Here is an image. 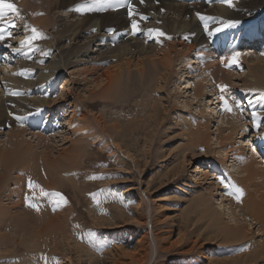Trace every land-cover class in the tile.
Instances as JSON below:
<instances>
[{
  "label": "bare ground",
  "instance_id": "bare-ground-1",
  "mask_svg": "<svg viewBox=\"0 0 264 264\" xmlns=\"http://www.w3.org/2000/svg\"><path fill=\"white\" fill-rule=\"evenodd\" d=\"M129 2L133 8L132 17H129L128 15V5L124 8L110 7L101 11L99 10L102 6L101 1L98 3L96 0H89L88 3H85L84 0H59L60 5H68V10L71 14H73V16L78 14L81 17L80 21L72 25L68 24L67 29H69V31L65 32V34H67H61L64 41H74L79 34L87 32L88 30L94 32H96V30H104L108 33H114L112 35L115 36H109L107 38L108 40L113 39L114 41H118L119 37H127L124 41L122 40L125 44L124 48L115 47L112 49L114 52L105 50L101 53L99 58L102 60V63H93L90 69L86 67L85 70H80V74H83L86 71H97L92 74L95 75L92 76L93 78H91V81L88 83H93V87L91 89H88V87L86 88L87 95L84 93L83 96H78V94L72 92V89L67 91L64 90L66 92H63L62 96H64V94L65 96L61 97V99H65L66 96L75 94L77 98L75 101L82 105L81 113L83 114L80 116L79 120L75 122V130H71V132L68 131L66 135H61L62 140L65 141V143H72L71 147L73 148L71 151L69 149H63V151H58L56 156L53 157V152L50 150L52 147L49 148L47 145H44L45 143H42L43 145L41 144L42 140L44 141V136L42 134L40 135V133H34L32 131V123L29 121L30 116L34 115L36 107H45L47 109L46 113H49V105L53 106V103L51 104V102H54V99H50L47 93L51 87L54 88L56 85L53 82L54 77L59 75H61V77L62 75L65 77L68 76L66 73L67 70L62 67V59H58L59 51L57 50V53H55L56 60H54V64H52L53 70L52 68L51 70L49 68L46 70L41 69L42 71L39 80L36 81L37 83L34 82L37 85H40L36 87V90L32 89L29 84V81H31L30 76L35 72L33 70L34 66L30 65V49L26 48L21 50L18 56L13 55L17 59L14 67L11 69L14 72L11 71L9 80L3 79V82H7V85L9 86L8 88L12 91V94L0 97V141H2L1 137H4V139L6 137V141L4 140L0 143V239H10L11 236L9 234L1 233L5 231V229H12L15 225H20L22 228L19 229L22 232L25 230V232L28 231L32 235L31 238H38L39 234L43 231V229H40L39 224H43L45 222L43 227H54V221L61 222L64 220L66 222L69 220V206H67V208H57L56 205H58V202L52 201V198H49L48 195L45 197V199L48 197V201H46V203L44 201H37L38 198L36 199L35 197L37 195L36 193L43 195V193H46L48 189L57 187V184H61L63 179H67L68 183L71 185L74 184L72 179H70L71 172L80 160L83 159V155L88 148L87 144L90 143L88 142L85 143V145H82L80 144L81 141L84 143V140L87 138V140L98 144L100 148L108 150L110 154L117 152L116 154L122 153L128 157L134 156L133 152H130V145H127V147L122 150L119 143L122 135L124 133L126 135L128 130L131 128H128L125 132V129H122V126L115 121L106 125L102 115L100 113L98 114L93 112V108L97 105V102H93V98L99 97L109 103L113 104L114 102L122 105L121 103L125 102L129 96L138 92L140 93L141 89L144 87L148 88L151 86L150 90L141 102V111H146L147 109L151 111V114L149 115V122L150 124H153L158 120L157 115L164 117L165 115L170 114L168 105L164 103L163 97H166L164 95V90L167 86H171V74L173 75L172 71L174 67L176 68L175 65L182 62V58L180 57H183L187 51L193 52L196 50L198 53L199 51L202 52L203 48H206V46H214L217 44V38H219L222 42L227 41L226 39H234L236 34H232V30L236 33L238 29L236 31L235 29L240 28L242 22H239L238 20L241 18L247 19V21H254L256 17L264 16V0H230V2L229 0H193L191 3H186L184 0H143V2H141V0H129ZM20 4L21 5H19V7H21L22 10L18 9L19 14L26 15L32 27H39L37 33H39L40 39H36V41L33 40L32 42H35L37 45L42 44L44 48L47 49L45 52L50 54L51 51L55 49L53 35L50 34L51 32L46 33L49 26L53 23V18L50 12L47 10L46 6L39 4L37 7L41 13L38 16H35L32 13V16L30 17L28 10L31 12L32 8L36 6L35 0H20ZM77 7H81L82 9L92 7L94 10L90 12L77 11ZM159 13H171L172 15H175L168 18L172 20L173 24L167 25L164 19H157L159 16L155 17V15H158ZM198 13L199 15H197ZM10 14L12 13L9 12L4 17V20L0 21V30H2L0 31V35H4L5 37V39L0 40V52L5 50V47L8 45L7 40H9V32L5 26L8 25V22L11 20ZM13 16L17 15L13 13ZM145 16L147 19H142V17ZM201 17H204V19H201ZM132 20L137 21L140 29L145 22L150 20L153 22L155 21L157 25L154 29H158L166 35L157 38L155 33H153L150 37L148 30L153 28L148 27L143 36L147 41H153V43L149 45H141V43L139 44L136 42L134 45H131L130 43L132 39H136L135 37H137V35L142 34V30L133 34ZM5 21H7V23H5ZM205 24L208 25L209 31H213L214 34L212 36H209L208 32L205 30ZM216 28H220L221 31L215 32ZM260 28L264 31V22L259 24L256 30ZM253 33L254 32L248 33L249 38L254 37ZM262 35L264 40V32H262ZM167 37H171V39H168ZM87 40L89 41L86 44H83L78 50L80 54L79 58L82 55L88 56V53H91V47H93L96 42L93 37L91 39L88 38ZM157 40H159V42H157ZM179 40H182V42L187 40V42L179 43ZM214 40L216 41L213 42ZM246 40L247 38L245 37L242 41ZM176 42L181 46V49H179L177 53L175 52L173 54L172 48ZM209 42L211 44H209ZM140 45V49H137ZM70 46H75V50L78 49L77 44L72 43H69L64 49L70 51ZM218 46L219 44L216 45V47ZM244 50L240 51L237 46H233L230 48L231 52L227 51L229 52L227 55L224 54V56L218 57L216 56L217 53L210 48L208 49L209 53L206 55V60H200L198 62L196 61L198 60L197 57L194 58L193 55L188 54L187 60H189V64L199 63L200 68H202L203 71L198 73V75L196 73H192L188 70L189 68H185L186 62L183 61L180 67L182 69L179 68L177 72L180 74L181 79L184 78V81L181 83L179 82L180 85H178L177 88H173L175 92L178 90L177 92H179L180 95H183L184 99L186 98L185 103L181 104L184 108L187 105L190 106L191 103H196L199 98L203 96V100L200 98L204 101L202 103L203 110L200 112L199 117L195 121V129L185 135V139H187L190 143L186 146V148L188 149L192 147L196 150V148L200 149L204 144L205 147H207L206 150H208L209 145L207 143L212 138V142H210V144H213L214 146V148H212L213 154L217 152L219 155H223L222 160L227 166L224 167L225 165H222V170L225 169V173L233 172L235 174L234 176H239L235 178L236 181H238L237 186L234 182L231 183V185L242 189V194L235 193V196H232L229 200L227 199V195L222 193L221 199L214 205L209 203L207 195L200 194L199 191L193 190L192 193L188 194L189 197L184 199L185 206L189 207L194 197L193 194L199 196L196 202V207H199L201 213H194V221L192 217L190 218L191 220H189L188 224L193 226L191 229H189V225L187 223V225L183 224L182 226L185 231L189 229L191 234L201 236L200 240H203L202 242L204 243L202 244L204 245L202 247L220 241L222 244L226 243L229 246L230 244L233 246H239V249L242 250V253L229 256L228 260L221 257L217 260H213L211 257L212 261L210 260L209 264H264V167L263 165L259 166L256 160L251 161L250 156L242 154L241 147L235 148V146V149H233L234 152L231 150L233 147L230 149V146L237 145L245 140L243 136L245 134L244 130H246V127H244L243 124L239 126L240 121H238V119H241L239 116V108L233 107V103L231 105V100H229L228 104L231 107V111H228L225 108L220 111L223 106L222 104H224L225 96L232 88L230 84L233 83V81L235 82L234 79L237 78L235 76L233 79L231 78L233 76V71H226L225 76H223L224 72L220 66L225 63L224 59H230L236 53H239V56H237L236 59L241 62H247L250 65L248 68H251L248 71L250 74H242L238 76L239 81L243 80L242 84L244 87L243 85L242 87L248 88L249 91H246L245 89L240 93L242 95L238 98L237 104H243L246 102L248 106H250L251 111L258 109V107L261 106V99L259 98L260 93L259 91L255 92L254 88L258 82H261L262 84L264 83V52H248V50ZM72 53L74 54V52ZM212 53L215 55H212ZM39 56L41 55L39 54ZM175 58H177L178 62H176ZM183 58H185V56ZM42 60H44V58L40 57L39 62L36 63L37 66ZM230 60H227V62ZM234 63L238 64L237 61ZM25 68H30V70H26L25 74L23 73L22 75L15 73L16 71L21 69L24 70ZM2 71L3 66H0V73ZM250 75L257 81L249 79ZM186 77L189 78L186 79ZM194 77H198L200 81L195 83L196 81L194 82L193 80ZM67 80L69 81V78L66 79V81ZM18 81L23 82L24 87L17 88L15 84ZM149 83H151V85ZM63 84L68 85L67 82H64ZM148 84L149 86H147ZM221 85L226 87L222 90L220 87ZM242 87L241 89H243ZM68 88L69 87H67V89ZM10 91L8 92L10 93ZM187 91H190L189 96L187 94L184 95ZM202 93L204 95H202ZM177 95L179 96V94ZM221 97H223L224 100H222ZM84 98H88L87 101L89 102L83 101ZM75 101L73 100L74 103L70 109V113L73 114L77 109V106L74 105L76 104ZM250 101L251 103H249ZM41 111H43V109H41L40 112ZM17 117L20 119H17ZM209 118L211 121L216 123V132L227 131V129L223 128V125H229V131L223 135H221V133L218 135L216 134L215 136L212 134L210 138L209 133L206 131L209 128V125H207L208 123H206ZM163 119L164 118H161V120ZM70 121H72V119L69 120V123ZM237 127H240L239 130ZM4 128H8V130ZM1 131H4V133L1 134ZM74 132L78 133L76 138L72 136L74 135ZM26 135H30L28 136L29 138L26 137ZM234 135H238V137ZM113 136H115L114 139H112ZM237 138L239 141H235ZM53 139V137L46 138L47 141ZM8 140L10 141L9 144L7 143ZM154 142L155 141H152L149 144V150ZM227 142H230L231 144H227ZM145 144V146H147V143ZM40 145L44 146V148L39 154L37 146ZM191 153L195 152L193 151ZM205 153L200 154L199 157L205 156ZM183 154H181L180 157L173 156L172 159L176 162L172 164L170 162L172 159L170 158L171 154H169V152L166 154H160L162 156L160 158L165 157L164 159L166 163H169L168 166H165L167 168L165 174H163L165 179L169 178L172 180L176 177L175 175L180 172L182 164L185 163V160H183L185 155ZM197 157L198 156H195L194 158L197 159ZM180 161H182L181 164L179 163ZM145 163L146 161H144V164ZM190 163L191 160L188 161V164ZM190 167L194 168L191 172L196 171L195 166L190 164ZM64 176L65 178H63ZM29 178L34 184L31 189L28 187ZM187 186L190 188V183H188ZM210 186L211 187L208 189H215V187H212L211 184ZM234 187H232V189ZM210 190L209 193L211 192ZM237 195H240L241 200L235 201L234 198H236ZM26 196L28 197L27 201L25 199ZM29 196L30 198H34L29 200ZM41 198H43V196ZM239 203L241 206H239ZM31 204H35L37 207L34 208L30 206ZM48 208L54 210L53 214L55 216L46 217V214L49 211ZM136 209V212L141 214L138 211L139 204L136 206ZM223 209L227 210L226 214L228 216V220L226 222L223 221L221 217V215L224 214ZM43 211L44 214H40ZM61 212L64 213L61 214ZM122 218L126 222H124V224L116 225L115 228L123 225H131V223L137 222V220L139 221V219L134 218V215L130 218H126L123 213ZM168 218L170 217L168 216ZM200 218H205L210 226L205 227L204 225H199L198 219ZM251 221L256 223L257 227L255 230H257L261 237H263V239L259 240L257 243L250 242V238H248L247 230L251 228L247 229V223H251ZM35 227L36 230L33 229ZM64 228L65 225L63 224H59L57 227V229H60L61 231H64ZM20 230L16 232L18 233L15 235L16 237L20 235ZM110 233L111 237L114 234L116 235L115 230H113V233ZM15 236L13 235V237ZM17 242L26 244L29 249L34 246L32 249L35 250V244L38 243V240L30 239V241H24L22 239V241ZM66 242L69 241L66 240ZM144 243L145 241L143 238H139L137 240L138 246L132 247L131 253L133 252V258L136 257L135 255L137 254L141 256L140 258H137V260H134L136 264H141L148 257V247L147 245L144 246ZM74 246L80 247V249H73L68 246L66 263L68 262L71 264V262L74 261L71 258L72 254L74 255L73 252L77 255V263H79V260L82 259L81 257L84 251H82V246L79 244H74ZM117 250L126 249L125 247L115 246V248L109 251L110 258H106V264H119L118 258L115 256L117 255ZM241 250H239V252H241ZM87 252L88 251H85L86 258L83 259V264H96L94 259H90V253ZM28 257L30 261L32 260L31 262L35 263V259H32L29 255Z\"/></svg>",
  "mask_w": 264,
  "mask_h": 264
},
{
  "label": "rangeland",
  "instance_id": "rangeland-1",
  "mask_svg": "<svg viewBox=\"0 0 264 264\" xmlns=\"http://www.w3.org/2000/svg\"><path fill=\"white\" fill-rule=\"evenodd\" d=\"M9 1L10 3L15 4L17 9L22 10V8L19 7V5H21L20 0H8V2ZM100 1L101 0H99V2ZM35 2L36 6L32 8L31 12L28 10V13L30 17L32 16V13L35 16H38L41 12L37 6H39V4L46 6L53 18V23L49 26V31L47 30L46 33L51 32L50 34L53 35L55 49L51 51L50 54H47L45 58L44 53H46L45 51L47 49L44 48L42 44L37 45L35 42L28 44L26 42L27 37L36 34L32 32V29L35 28L38 30L39 27H32L28 21V17L24 14H19L17 16H13V13L10 14V17H13L12 21L10 20L8 25L5 26H9L10 35L8 34V45L5 47V50L2 51L3 53L7 50L4 56L6 57V63L3 60V63L5 64L3 65V71L0 73V97L12 94V91L8 88L9 86L7 85V82H3V79L9 80V75L12 71L11 69L17 61L16 57L13 55L18 56L21 50L26 48L30 49V65L34 66L33 70L35 72L30 76L31 81H29V84L32 89L36 90V87L40 86L36 84V81L39 80L42 71L41 69L46 70L49 68L51 70L52 64H54V60H56L55 53H57V50L59 51L58 59H62V67L67 70L66 73L68 76L65 77L62 75L61 77V75H59L54 77L53 82L56 85L54 88H48L49 90L47 95L50 99H54V102H51V104L53 103V106L49 105V113H46L47 109L45 107H36L34 115L29 118V121L32 123V131L34 133H40V135L42 134L44 136V141L42 140L41 144L45 143L44 145H47L49 148L52 147L50 150L53 152L52 156L55 157L58 151H63V149L72 150V143H65V141L62 140L61 135H66V133L68 131L71 132V130L74 131V126L76 125L75 122H77L83 114L81 113L82 105L75 101L77 99L75 94H71L66 96L65 99H61V97L65 96V94L62 96L63 92L65 93L67 90L72 89V92H75L78 96H83L84 93L87 95L86 88L88 87V89H91L93 87V83H88L91 81V78H93L92 76L95 75L92 74L97 71H86L83 74H80V72L83 71L82 69L85 70L86 67L90 69L93 63H102V60L99 59L101 53L105 50L114 52L112 49L115 47L124 48L125 44L122 42L121 38H118V41H112V39L108 40L107 38L109 36L115 35H112L114 33H108L104 30H96V32L88 30L87 32L79 34L74 41H64L61 34H65V32L69 31V29H67L68 24L72 25L80 21L81 17L78 14L73 16V14H71L68 10V5H60L59 0H35ZM157 16H159L157 19H164L167 25H171L173 24L172 20L168 18L175 15H172L171 13H159L158 15H155V17ZM238 21L242 22V24L240 28L235 29V31L238 29L236 31V36L241 35V33L245 30L248 33L255 32L257 26L264 22V16H258L254 19V21H247V19L244 18H241ZM156 25L157 23L155 21L153 22L150 20L145 22L141 26L142 34L135 37L137 40L132 39L130 44L134 45L136 42L139 44L141 43V45L152 44L153 41H147L143 35L146 33L148 27L154 29ZM257 31H259V29H257ZM92 37L96 42L94 43V46L91 47V53H88V56L82 55L79 58V48L89 41L87 40L88 38L91 39ZM38 39H40V35L37 40ZM186 42L187 40L183 42L182 40H179V43ZM69 43L77 44L78 49L75 50V46H70V51L64 49ZM227 43L229 44L230 40L227 41ZM249 44L250 42L247 40L236 42L235 39V41L230 43V45L226 44L225 48L221 49L216 56L221 57L224 56V54L227 55L229 53L227 51H230V48L233 46H237L240 51L245 49L248 50V52H264V45ZM141 45L137 49H140ZM179 49H181V46L176 42L172 48L173 54L175 52L177 53ZM208 49H210V47L206 46V48H203L202 52L199 51L197 53L196 50L193 52L187 51L184 54L185 58H183L184 56L180 57L182 58V62H186L185 68H189L188 70L192 73H196L197 75L203 71V69L200 68L199 63V65L192 63L189 64L187 55H193L194 58L197 57V62L200 60L204 61L206 60V55L209 53ZM72 52H74V54ZM39 54L41 56H39ZM212 55L215 54L212 53ZM40 57L44 58V60H42L44 62H40L42 64L39 63L37 66L36 63L39 62ZM175 59L176 62H178L177 58ZM230 59L232 60V57ZM230 59L228 58L227 60ZM227 60L224 59L226 64L224 63L221 65L222 67L220 66L224 72L223 76H225L226 71H233V76L231 78L233 79L234 76L237 78L234 79L235 82L233 81V83H231L232 85L230 84L232 88L225 96V100L228 102L231 100L230 104L232 105L233 103V107L239 108V116L241 118L238 119V121H240L239 126L243 124V126L246 127V130H244L245 134L243 136L245 139L244 142L239 143L241 146L239 144H237L239 146L232 145L230 146V149L233 147L231 150L234 152L233 149L241 147L242 154L250 156L251 161L256 160L259 166L263 165L264 167V100L261 99V106L252 111L246 102L243 104H237L238 98L242 95L240 93L245 89L246 91H249L248 88H243V80L239 81L238 76L242 74H250L248 71L251 68H248L250 65L247 62H241L236 59L238 64H233L231 63V60V62H227ZM182 62L175 65L176 68L174 67V72L172 71L173 75L171 74L170 78L172 81L170 84L171 86H167L168 89L166 87L164 90V95L166 97H163V99L164 103H166L169 107L170 114H167L164 117L157 115L158 120L153 124H150L149 122V115L151 114V111L149 109L141 111V102L145 98V95L148 93L151 86L148 88L144 87V90L141 89L142 92L140 91V93L138 92L129 96L125 102L121 103L122 105L114 102L113 104L109 103L99 97L93 98V102H97V105L93 108V112L98 114L100 113L106 125L115 121L122 126V129H125V132L128 128H131L128 130L126 135L125 133L122 135L119 143L122 150L127 147V145H130V152H133L134 156L128 157L122 153L116 154L117 152H115V150V153L113 152L114 154H110L108 150L100 148L98 144L87 140L85 137L86 139L84 140V143L81 141L80 144L85 145V143H90L87 144L88 148L83 155V159L80 160L71 172L70 179H72L74 184L71 185L68 183L67 179H63L61 184H57V187L48 189V191L43 193V195L39 193H36L37 195L35 194V198H38L37 201H44L46 203V201H48V197H51L52 201L58 202V205H56L57 208H67V206H69V220L66 222L64 220L61 222L54 221V227H43L45 222L43 224H39L40 229L45 231H42L43 233L41 232V234H39L41 239L39 237V239L37 237L31 238L32 235L28 231L25 232L26 230H23L24 232H22L19 229L22 228L20 225H15L12 229H5L6 232L2 230L3 232L1 234L7 233L12 238L0 239V264H69L68 262L66 263L68 246L73 249H80V247H75L74 244L82 246V251H84L81 257L82 259L79 260V263H77L78 258L76 259V253L73 252L74 255L72 254L71 258L74 261L71 262V264H83V259L86 258L85 251L90 253V259H94L96 264H106V258H110L109 251L115 248V246L125 247L126 249L117 250L116 252L117 255L115 256H117L119 264H136L134 260H137V258H140L141 256L137 254L135 255L136 257L133 258V252L131 253V251L133 246H138L137 240L139 238H143L145 241L144 246L147 245L148 247V257L141 264H209V261H212V259L217 260L221 257L228 260L229 256L242 253L239 246H233L232 244L229 246L226 243L222 244L220 241L202 247L204 246L202 245L204 243L202 242L203 240H200L201 236H197L189 232V229L193 227L188 224L189 220H191L190 218L192 217L194 221V213H201V211L198 206L196 207V202L199 196L195 194H193L194 197L191 205L189 207L185 206L184 199L189 197L188 194L192 193L193 190L199 191L200 194L207 195L211 205L216 204L217 201L221 199L222 193L227 195V199L229 200L232 196H235L234 194L236 192L234 188H236L238 183L235 178L239 176H234L235 174L233 172L225 173V169L222 170L221 167L225 165L222 160L223 155L221 156L217 152L213 154L212 148H214V146L213 144H210V142H212L211 135L214 134L215 136L219 133H221V135L226 134L229 131V125H223V128L227 129V131L216 132V123L211 121L209 118L206 122L208 123L207 125H209V128L206 131L209 133L211 138V140L207 143L209 145L208 150H206L207 147H205L204 144L200 149L196 148V150L192 147L188 149L186 148V146L190 143L187 139H185V135L195 129V121L199 117L200 112L203 110L202 103L204 101H202L203 96H201L200 98L202 100L199 98L200 101L198 100L196 103H191L190 106L187 105L185 108L183 105L181 106V104L185 103L186 98L184 99L183 95H180V93L177 92L178 90L176 93L174 89L184 81V78L181 79L180 74L177 72L181 67ZM26 70H30V68H25L24 70L21 69L15 73L22 75L23 73L25 74ZM250 77L249 79L257 81L255 78ZM68 78L69 81H66ZM187 78L189 77H186V79ZM195 78L196 77L193 78L194 82L196 81L195 83H198L200 81L199 78ZM64 82H67L68 85L63 84ZM259 83L261 82H258L257 85H255L254 90L255 92L259 91L261 94L264 93V83ZM149 84L151 85V83ZM149 84L147 86H149ZM23 85L24 83L21 81H18L15 84L17 88L24 87ZM67 87L69 88L67 89ZM241 87L243 89H241ZM8 91H10V93ZM177 94H179V96ZM185 94L189 96L190 91L185 92L184 95ZM202 95L204 94L202 93ZM73 100L76 103L74 105L77 106L74 114L70 113V109L72 108L71 106L74 103ZM87 100L88 98H84L83 101ZM222 105L224 106V104ZM223 106L220 111L224 109ZM41 109H43V111L40 112ZM253 113H255V116ZM161 118L164 119L161 120ZM70 119H72V121L69 123ZM237 128L239 130L240 127ZM4 129L8 130V128ZM3 133L4 131H1V134ZM77 135L78 133L74 132V135L72 136L76 138ZM28 136L30 135H26V137ZM234 136L238 137V135ZM47 137H53L54 139L47 141ZM114 137L115 136H113L112 139H114ZM1 140L2 141H0V143L4 140L6 141V137L5 139L4 137H1ZM10 141L8 140L7 143L9 144ZM152 141L155 142L149 150L148 146ZM235 141H239V139L237 138ZM230 142H227V144ZM145 143H147V146H145ZM42 145L37 146L39 154L44 148ZM190 150L195 153H191ZM168 152L171 154V159L173 156L180 157L183 153V155H185V158L183 159L185 160V163L182 164V169L172 180L169 178L165 179L163 177V174H165L167 169L165 166H168L169 163H166L164 159L165 157L160 158L162 157L160 155L161 153L166 154ZM202 153H205V156L199 157ZM195 156H198L197 159L194 158ZM189 160H191L190 164L196 167V171L191 172L194 168L190 167V164H188ZM144 161H146L145 164ZM182 161L179 163L181 164ZM170 162L172 164L176 161L172 159ZM224 167L227 166L225 165ZM63 178H65V176ZM233 182L236 184L233 189L232 187H226V185H231ZM188 183H190V188L187 186ZM210 184L212 187L214 186L215 189H208L211 187ZM209 190L211 191L210 193ZM46 195H48V197L45 199ZM40 196H43V198ZM31 198L29 196V200H32ZM234 199L235 201L237 200L236 198ZM239 200H241V198ZM138 204V211L141 214L136 212V206ZM239 206H241L240 203ZM48 210V212L46 211V217L55 216L53 214V209L48 208ZM223 211L224 214H222L221 217L222 220L226 222L228 220V216L226 214L227 210L223 209ZM63 213L64 212H61V214ZM122 213L126 218H130L134 215V218L139 219L140 222L137 220V222H133L131 225H123L115 228L116 225L124 224V222H126L122 218ZM40 214H44V211ZM168 216L170 218H168ZM198 220L199 225H204L205 227L210 226L205 218H200ZM186 223L189 225V229L187 231H185L182 226ZM59 224L65 225L64 231L57 229ZM256 227L257 226L254 221L247 223V229L251 228L247 231L248 238H250V242L252 243H257L259 240L263 239L260 233L255 230ZM33 229L36 230V227ZM19 230L21 231L19 232L20 235L16 237L15 235L18 234L16 232ZM113 230H115L116 235L114 234L111 237L110 232L113 233ZM90 233L92 234L91 236L89 235ZM13 235L15 237H13ZM22 239L24 241H30V239L38 240V243L35 244L36 249H32L34 247L32 245H30L32 247L29 249L26 244L17 242L22 241ZM66 240L69 242H66ZM239 250H241V252H239ZM28 255L32 259H35V263L31 262L32 260H29Z\"/></svg>",
  "mask_w": 264,
  "mask_h": 264
},
{
  "label": "snow or ice",
  "instance_id": "snow-or-ice-1",
  "mask_svg": "<svg viewBox=\"0 0 264 264\" xmlns=\"http://www.w3.org/2000/svg\"><path fill=\"white\" fill-rule=\"evenodd\" d=\"M97 2L99 3V0H97ZM141 2H143V0H141ZM229 2H230V0H229ZM123 3H128V6H129L128 15H129V17H132L133 16V8H132V5L130 4L129 0H120V2L118 4H116V5H113L110 2V0H109V2L104 3L99 8V10L103 11L106 8H109V7L123 6ZM76 10L77 11H88V12H90V11H93L94 8L90 7V8L82 9L81 7H77ZM9 12L14 13L16 15H19V10L17 9V7H16L15 4L8 2V0H0V21H3L4 20V17ZM197 15H199V13ZM142 19H147V17L146 16L145 17H142ZM201 19H204V17H201ZM5 23H7V21H5ZM204 27H205V30L208 32V35L209 36H212L214 34L213 31H209L208 30V25L207 24H205ZM132 28H133V34H135L138 31H141V29L138 27V24H137V21L136 20H132ZM0 31H2V30H0ZM219 31H221L220 28H216L215 29V32H219ZM32 32L33 33H36V34L35 35H32V36H30V37L27 38V41L26 42L28 44H31V42L33 40H36L37 38H39V34L37 33V30L35 28L32 29ZM148 33H149V36L150 37H151V35L153 33H155V36L157 38L160 37V36H165L166 35L165 33H163L162 31H160L158 29H149L148 30ZM167 38L168 39H171V37H167ZM3 39H5L4 35H0V40H3ZM157 42H159V40H157ZM44 55H47V53H44ZM237 56H239V53L234 54V56L232 57V62L233 63L236 62V57ZM41 62H43V61H41ZM220 87L223 90L226 86L221 85ZM259 98L262 99V100H264V93H261ZM221 99L224 100L223 97H221ZM249 103H251V101ZM224 108L226 110H228V111H231V107L229 106L227 100H224ZM253 115L255 116V113H253ZM17 119H20V118L17 117ZM33 186H34L33 181L29 178V180H28V187H29V189L33 188ZM226 187H234V186H232V185H226ZM235 192L242 194V189L235 188ZM25 199L27 201L28 200V197L26 196ZM236 199L239 200L240 199V195H237L236 196ZM30 206H32L34 208L37 207L35 204H31ZM89 235L91 236L92 234L90 233Z\"/></svg>",
  "mask_w": 264,
  "mask_h": 264
}]
</instances>
